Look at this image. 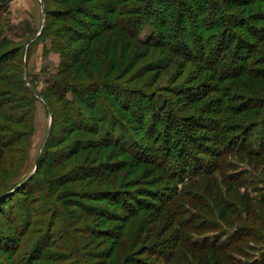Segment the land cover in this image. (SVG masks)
<instances>
[{"label":"trees","instance_id":"16d2710c","mask_svg":"<svg viewBox=\"0 0 264 264\" xmlns=\"http://www.w3.org/2000/svg\"><path fill=\"white\" fill-rule=\"evenodd\" d=\"M9 2L0 0L8 173L28 165L39 101L23 77L25 43L3 53ZM42 2L36 40L50 41L43 49L59 65L53 76L25 77L52 126L32 178L0 182V264H200L206 250L224 264L219 253L259 231L227 228V211L239 199L264 205V180L232 161L264 165V0ZM145 56L154 62L132 72ZM170 65L187 73L157 88ZM148 72L154 84L142 82ZM40 77L49 81L42 91ZM263 235L250 241L264 248Z\"/></svg>","mask_w":264,"mask_h":264},{"label":"rangeland","instance_id":"374dc122","mask_svg":"<svg viewBox=\"0 0 264 264\" xmlns=\"http://www.w3.org/2000/svg\"><path fill=\"white\" fill-rule=\"evenodd\" d=\"M42 1V0H41ZM54 5L50 3L47 7L48 9V22H50V16L53 15V8ZM56 10V9H55ZM45 17L41 14V4L39 0H10L8 3V9L6 14V30L4 36L9 39L12 44L7 46H2L3 53L8 56H15L16 48H18L22 43H27L30 38H32L39 32L42 25H45ZM147 33H143L141 36L143 40L146 38ZM50 49V41L43 39H38L29 44L27 48V56L25 63V72L29 76H40V71L45 70L46 74L53 76L56 73L59 65V56L52 51H50L47 55L43 48ZM141 50H143L141 48ZM146 50V49H145ZM147 52H151L146 50ZM9 59L7 60V64H9ZM150 56H145L142 59L136 61V64L133 66L132 72H136V70L142 68L146 64L153 63ZM13 63V62H12ZM171 66V65H170ZM176 67H169L167 70L161 73L158 82L156 83L157 88H165L168 86V81L170 78H174V82L178 81L179 79L183 78V75L186 74L185 72L182 76H178L175 73ZM15 70L11 69L9 71L10 75H14ZM46 80V81H45ZM142 82L151 81L153 84L156 81V75L154 73L148 72L144 73L143 78L141 79ZM49 82L47 77H40L39 83L37 82V86L39 91L44 90L46 87V83ZM33 109V135L31 137V149L29 153V161L26 167H20L18 164L14 165L12 170L8 173L4 172L5 162L1 164L0 160V177L1 179V186L7 184L9 187L16 183L20 178L28 174L31 170H33L34 159L36 155H38L42 141L44 139L48 123H49V115L44 107V104L39 100L36 101L34 104ZM63 122V120H61ZM245 157V158H244ZM0 159L3 160L2 156L0 155ZM232 161L236 162L241 166V168H236L237 170H246L248 168L252 169L254 174H256V178H260L264 180V165H261L260 158H251L246 157L244 155H237L236 157L232 158ZM6 167V166H5ZM23 168L22 171L19 169ZM236 170V171H237ZM263 170V171H262ZM5 175H4V174ZM252 173V175H254ZM14 175H18L14 178ZM243 176V174L241 175ZM244 176L247 177L248 175L244 173ZM255 176V175H254ZM219 178V176H217ZM7 186V187H8ZM224 187V186H223ZM244 192V189H240V192ZM250 192V190H249ZM251 196H254V193H251ZM241 201V202H239ZM236 205V211L232 213V211H227V216L231 217L232 220H228L230 225H226L227 228H232L235 226H253L257 231L258 234L254 232L251 233L250 238L244 240L241 243L233 244L232 247H229L227 252L219 253L222 256V263L224 264H258L261 261V256L264 254V248H260L255 246L250 240L253 238H257L260 236L262 232L264 234V205L255 203V201H251L246 203L245 200L239 199ZM247 204V205H246ZM222 224V223H220ZM229 236L232 235L230 232ZM259 235V236H258ZM262 240L264 241V235L261 236ZM236 249L239 252H243V254L237 253ZM188 250V249H187ZM191 254L198 258L199 252L191 251ZM204 256H207L205 260H200V264H212L213 260L211 261L210 257H212L214 252L210 250H206ZM229 253V258L225 259V254ZM246 254V255H245ZM245 255V256H244ZM264 257V255H263ZM199 259V258H198ZM262 260L261 262H263Z\"/></svg>","mask_w":264,"mask_h":264},{"label":"water","instance_id":"95a60500","mask_svg":"<svg viewBox=\"0 0 264 264\" xmlns=\"http://www.w3.org/2000/svg\"><path fill=\"white\" fill-rule=\"evenodd\" d=\"M39 1H40V4H41V14H42V16L44 17V6H43V2H42L41 0H39ZM43 28H44V25L41 26L39 32H38L34 37H32V38H31V39H30V40L24 45V48H23V77H24V80H25L26 86L30 89V91H32V93L35 95V97L38 98L39 100H42V99H40L38 92L35 91L32 87H30L29 84L27 83V79H26V77H25V66H24V65H25L26 51H27V48H28L29 44L32 43L33 41H35V40L41 35V33H42V31H43ZM43 104L45 105L46 110H47L48 115H49V123H48V127H47V130H46V133H45L44 139H43V141H42V144H41V147H40L39 153H38V155H37V157H36V160H35V162H34L33 170H32V172L27 176V178H25V179L23 180L22 184L25 183V182H27V181H28L29 179H31L32 176L34 175V173H35V171H36V169H37V166H38V159H39L41 153L43 152V149H44L45 144H46V142H47V139H48V136H49V133H50V129H51V126H52V116H51V111H50L49 107H47V105H46L44 102H43Z\"/></svg>","mask_w":264,"mask_h":264}]
</instances>
